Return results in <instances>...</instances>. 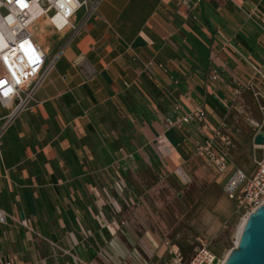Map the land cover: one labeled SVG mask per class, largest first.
I'll return each instance as SVG.
<instances>
[{
  "label": "crops",
  "instance_id": "obj_1",
  "mask_svg": "<svg viewBox=\"0 0 264 264\" xmlns=\"http://www.w3.org/2000/svg\"><path fill=\"white\" fill-rule=\"evenodd\" d=\"M135 7L139 0H98L66 45L71 29L58 32L41 19L36 35L33 26L54 63L30 108L0 137V209L7 215L0 264H168L167 238L148 216L147 195L199 173L209 182L210 171L226 196L228 174L246 171L234 143L228 172L216 175L194 152L193 126L165 128L170 100L163 88L184 109L202 105L212 123H226L223 132L232 134L237 122L245 128V116L252 128L259 103L251 90H233L264 84L251 68L264 62L262 24L248 17L257 8L264 20V0H153L142 25L127 14ZM84 16L77 12L74 24ZM153 58L168 70L154 66L156 83L144 70ZM214 68L219 79L210 82ZM6 112L0 105V126Z\"/></svg>",
  "mask_w": 264,
  "mask_h": 264
},
{
  "label": "built area",
  "instance_id": "obj_2",
  "mask_svg": "<svg viewBox=\"0 0 264 264\" xmlns=\"http://www.w3.org/2000/svg\"><path fill=\"white\" fill-rule=\"evenodd\" d=\"M97 1L0 0V105L8 111L0 128V137L20 112L30 108L36 91L44 83L54 63V60L47 63L46 51L34 39L35 23L45 19L58 32L65 28L71 29L72 34L66 45L95 12ZM81 8L85 11L84 20L75 25L73 19ZM248 17L262 24L264 35V20L258 9H251ZM62 49L56 53L55 58L62 53ZM133 54L135 58H138V54L135 52ZM154 66L163 73L168 70L162 63L156 62L155 58L146 61L144 70L148 78L156 83ZM251 68L254 74L264 82V62L259 65L252 63ZM208 78L210 82L217 81L218 70L212 69ZM244 89L251 90L259 103V109L263 113L262 120L260 123L253 122V125L264 134V105L259 102L260 99L264 101V92L255 87L254 82H247L239 84L233 90V95H240ZM163 90L170 100L169 108L162 118L164 127L193 126L197 137L194 149L197 157L200 156L207 161V165L216 175L226 174L231 164L230 150L234 143L232 134L223 132L226 130V123L223 121L212 123L202 105L196 104L184 109L171 91L165 88ZM253 147L262 151L261 157L254 159L256 164L253 171L247 173L240 167H234L223 184L226 196L233 201L236 209L242 212L243 217L248 216L256 207L264 203V143L253 144ZM119 174H116V185L121 190L124 183ZM6 217L5 212L0 209V223H5ZM13 220L28 228L24 218L15 217ZM164 245L170 248L168 264H219L221 261L220 257L203 241L193 248L194 251L186 261H183L182 252L177 245L171 244L167 239H164Z\"/></svg>",
  "mask_w": 264,
  "mask_h": 264
},
{
  "label": "rangeland",
  "instance_id": "obj_3",
  "mask_svg": "<svg viewBox=\"0 0 264 264\" xmlns=\"http://www.w3.org/2000/svg\"><path fill=\"white\" fill-rule=\"evenodd\" d=\"M152 2L153 0H139V9L136 7L134 9L129 8L127 14H129L136 24L142 25L146 19L145 14H148L150 11L149 6ZM133 11L135 12L133 13ZM83 12L84 8H81L78 14L81 15ZM42 26V22L39 23L37 21L35 23L34 31L36 35L42 33ZM43 35L40 40H44V43H46L45 36ZM51 36L52 39L60 43L57 40V33H51ZM254 84L255 87L264 92V84ZM239 99L238 102L242 100ZM259 102L261 105H264L263 99H260ZM256 110L258 113L254 115H260V120L258 121L260 123L262 111L259 109V106L256 107ZM7 113L8 111L2 118V125ZM242 114L245 116L244 112ZM244 118L242 121L245 124V128H242L241 124L237 122L234 134L231 133L235 147H238L237 158L238 160L243 159L246 171L251 173L256 164L254 163V159H259L262 151L254 148L250 142L252 135L255 134L254 129H257V127L254 125L252 126L253 129L248 127L247 121ZM208 172L210 171H206L211 176L209 182L202 173L195 175L191 180L187 181L180 176V179H182L180 187L168 190L165 187L168 183H163V187H157L154 193L148 194L146 197V203L149 206V209H147L148 216L150 218L153 217V220L156 222L153 226L161 230L170 242L175 243L179 247L183 255V261L189 258L194 251L193 248L200 241L208 244L209 248L220 259L224 260L229 250L234 246L237 238H239L238 227L243 220V214L224 195L221 187L214 185L212 181L214 176ZM203 194L204 196H202ZM221 197L224 199L222 198L221 200Z\"/></svg>",
  "mask_w": 264,
  "mask_h": 264
},
{
  "label": "water",
  "instance_id": "obj_4",
  "mask_svg": "<svg viewBox=\"0 0 264 264\" xmlns=\"http://www.w3.org/2000/svg\"><path fill=\"white\" fill-rule=\"evenodd\" d=\"M257 133L254 144L262 145L264 134ZM222 264H264V203L248 214L239 238Z\"/></svg>",
  "mask_w": 264,
  "mask_h": 264
},
{
  "label": "bare ground",
  "instance_id": "obj_5",
  "mask_svg": "<svg viewBox=\"0 0 264 264\" xmlns=\"http://www.w3.org/2000/svg\"><path fill=\"white\" fill-rule=\"evenodd\" d=\"M247 216V215H246ZM246 216H244L243 217V220H242V222H241V224H239V227H238V237H239V235H240V232H241V229H242V227H243V225H244V223H245V221H246ZM238 239V238H237ZM237 241V240H236ZM226 257V256H225ZM223 263V260L221 259V261H220V263L219 264H222Z\"/></svg>",
  "mask_w": 264,
  "mask_h": 264
}]
</instances>
